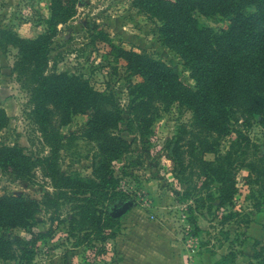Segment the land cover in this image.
Masks as SVG:
<instances>
[{
  "label": "trees",
  "instance_id": "obj_1",
  "mask_svg": "<svg viewBox=\"0 0 264 264\" xmlns=\"http://www.w3.org/2000/svg\"><path fill=\"white\" fill-rule=\"evenodd\" d=\"M77 2L49 0L45 29L33 37L21 36L10 26L0 27V47H16L11 70L29 92L28 116L49 148L47 154H31L0 139V169L28 179L32 169L39 166L53 187L52 191H45L42 201L19 194H0V228L20 227L29 232L28 237L0 236V259L12 261L5 264H33L39 242L52 234V225L46 230L34 229L40 202L55 210L66 202L71 204L69 224L78 233L76 244L114 237L120 226L119 216L112 215L107 205L123 193L118 188L114 161L131 149V141L121 134L124 119L121 110L110 91L96 88L87 77L67 70L57 71L49 64L58 24L75 14ZM132 2L158 18L159 36L180 54L195 87L183 82L163 59L123 47L114 42L102 25L94 24L89 42H105L108 45L105 55L112 56L114 61L123 60L130 75L137 77L128 85L130 115L126 128H136L140 134L149 132L158 109L156 102L166 106L176 103L190 110L192 125L201 133L187 140L184 134H178L170 153L177 156L182 171L189 168V177L196 175L201 180L197 199L202 206L206 205L210 211L215 199L219 206L231 205L239 191L234 171L235 149L230 147L222 152L218 148V136L229 131L230 121H238L245 113L260 115L264 123V0ZM196 12L220 15L227 19V24L212 28L201 22ZM87 112L89 118L81 134L96 143L95 162L89 174L77 170L64 173L58 163L59 150L65 145L60 127L69 123L73 115ZM7 122L8 116L0 106V129ZM205 152H212L214 157L205 158ZM194 190L196 184L187 186L178 194L179 201L191 198ZM188 211V220L194 225L192 233H197L200 227L190 204ZM239 215L233 208L219 212L221 223ZM243 216L242 221L247 222V215ZM224 231L228 237V230ZM236 255L230 244L228 251L212 264H235ZM252 256L257 264H264L263 241L254 242Z\"/></svg>",
  "mask_w": 264,
  "mask_h": 264
},
{
  "label": "rangeland",
  "instance_id": "obj_2",
  "mask_svg": "<svg viewBox=\"0 0 264 264\" xmlns=\"http://www.w3.org/2000/svg\"><path fill=\"white\" fill-rule=\"evenodd\" d=\"M48 5L49 0H0V27L10 26L21 36L33 37L45 29ZM195 14L215 29L227 24V19L220 15ZM159 23L156 16L134 5L132 0H78L75 14L58 24L49 52L50 67L80 74L96 88L110 91L124 117L121 134L131 141V149L114 161L118 188L123 193L108 203L107 209L112 213L125 201H131V205L119 214L120 226L114 237L76 244L78 233L69 224L71 204L66 202L55 210L40 202L34 229L46 230L52 225L53 232L39 242L33 264H212L228 251L230 244L237 252L235 264H257L252 256L254 242H264V123L260 115L245 113L238 121H230L229 131L218 136L222 152L230 147L235 149L234 171L239 191L231 205L219 206L215 199L209 211L197 199L201 180L196 175L189 177V168L182 171L177 156L170 153L178 134H184L187 140L200 132L192 125L191 111L176 103L166 106L156 102L158 109L149 132L128 130V85L137 77L130 75L123 60L114 61L112 56L105 55V42H89L91 27L102 25L114 42L163 59L183 82L195 87L180 54L159 36ZM15 53L16 47H0V106L8 116L6 126L0 129V139L27 153L47 154L49 148L28 116L29 92L11 70ZM88 118V112L75 114L60 127L65 145L59 150L58 163L64 173L77 170L89 174L95 162L96 143L81 134ZM183 157L187 161L188 156ZM204 157L212 159L214 154L205 152ZM195 184L191 198L179 201L178 194ZM52 190L49 178L39 166L32 169L28 179L0 169V194H19L42 201L45 191ZM189 204L200 227L197 233H192L194 225L188 220ZM230 208L241 215L221 223L219 212ZM244 214L247 222L241 219ZM17 234L29 236L24 228H0L3 238L12 239ZM7 262L12 261L0 259V264Z\"/></svg>",
  "mask_w": 264,
  "mask_h": 264
},
{
  "label": "water",
  "instance_id": "obj_3",
  "mask_svg": "<svg viewBox=\"0 0 264 264\" xmlns=\"http://www.w3.org/2000/svg\"><path fill=\"white\" fill-rule=\"evenodd\" d=\"M130 205L131 201H125L119 208L115 209L111 214L114 216H119V214L125 211Z\"/></svg>",
  "mask_w": 264,
  "mask_h": 264
}]
</instances>
